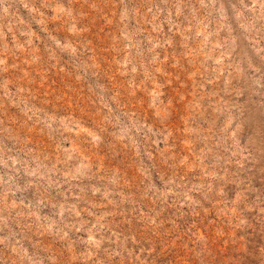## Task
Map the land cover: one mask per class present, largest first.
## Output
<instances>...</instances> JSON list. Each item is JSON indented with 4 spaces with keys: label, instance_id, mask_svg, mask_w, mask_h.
<instances>
[{
    "label": "rangeland",
    "instance_id": "374dc122",
    "mask_svg": "<svg viewBox=\"0 0 264 264\" xmlns=\"http://www.w3.org/2000/svg\"><path fill=\"white\" fill-rule=\"evenodd\" d=\"M0 264H264V0H0Z\"/></svg>",
    "mask_w": 264,
    "mask_h": 264
}]
</instances>
